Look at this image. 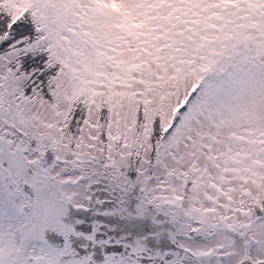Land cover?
<instances>
[{
	"label": "snow or ice",
	"instance_id": "6c2138e0",
	"mask_svg": "<svg viewBox=\"0 0 264 264\" xmlns=\"http://www.w3.org/2000/svg\"><path fill=\"white\" fill-rule=\"evenodd\" d=\"M0 264H264V0H0Z\"/></svg>",
	"mask_w": 264,
	"mask_h": 264
}]
</instances>
